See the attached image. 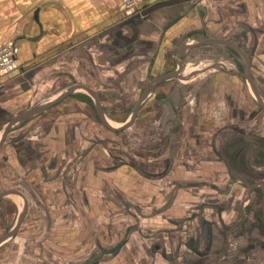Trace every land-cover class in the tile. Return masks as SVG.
<instances>
[{
    "label": "crops",
    "instance_id": "0c3cea01",
    "mask_svg": "<svg viewBox=\"0 0 264 264\" xmlns=\"http://www.w3.org/2000/svg\"><path fill=\"white\" fill-rule=\"evenodd\" d=\"M203 39L225 40L240 48L264 103L259 92L264 84V0H137L131 16H126L121 0H0V46L10 42L17 46V68L4 78L0 90V137L5 125L36 107L31 106L40 97L52 93L55 98L79 85L93 92L111 125L99 88L105 86L118 97L127 87L143 86L138 94L141 97L151 81L177 69V51L181 44L186 45L179 73L159 83L140 108H145L159 86L175 80V93L157 102L170 126L181 119L182 129L177 133L152 129L155 132L148 138L141 132L134 141L140 154L137 160L149 166V174L135 170L137 175L126 178L124 167L131 165L129 161L119 158L112 162L102 157L113 145L109 140L124 129H107L91 97L82 89L11 128L0 145V194L15 191L13 157L3 153L12 130L73 94L89 98L109 134L101 131L99 137L95 129L69 128L77 129L68 142L69 154L64 155L72 161L69 173L75 189L71 195L66 189H57L45 195L44 207H39L44 229L67 233L55 245L47 239L43 245L41 238L27 239L28 246L41 252L31 255L36 259L32 264L50 261L47 254L58 258L54 264H61L64 254L71 255V263L89 264L77 252L93 247L94 230L105 235L104 244L97 247L112 243L102 249L101 257L108 258L104 264H234L232 252L236 247L250 251V256L238 264L264 262V248L249 242L246 234L244 239L233 233L243 204L238 211L236 201L230 198L234 195L238 201L244 195L242 184L254 169V150L245 148L240 164L229 159L236 142L264 143V109L257 104L245 78L247 64L242 55L224 45L200 44ZM74 107L71 117L78 119V104ZM152 107L151 103V112ZM126 120L111 126L121 127ZM64 144L49 145L45 155H59V166ZM37 164L41 166V154ZM37 172L41 195V176L46 171ZM32 174L35 176V170ZM47 184L61 186L58 180ZM16 192L21 196L7 194L0 202L10 196L22 200V211L16 218L25 209L21 229L30 207L28 196ZM67 197L71 202L65 209ZM34 227L41 230V218ZM121 236L124 239L118 242ZM5 263L14 264L12 260Z\"/></svg>",
    "mask_w": 264,
    "mask_h": 264
},
{
    "label": "rangeland",
    "instance_id": "374dc122",
    "mask_svg": "<svg viewBox=\"0 0 264 264\" xmlns=\"http://www.w3.org/2000/svg\"><path fill=\"white\" fill-rule=\"evenodd\" d=\"M224 55L226 56L225 52ZM174 81L175 80L166 81L155 90L154 96H152L145 108H142V110H140L141 112H138L136 121L121 131L119 135L116 134L115 138L113 137L109 140V142L113 145L111 149H106V151H108V155L107 153H105V155L102 154V157H108L107 159L110 158L112 162L117 159L119 160V158H124L125 160L129 161L131 165L124 167L126 178L128 175H137L135 170H139L142 172V174H149V172H147L149 166L145 167L140 165L141 162H138L137 160L140 154L137 152V148L134 147V141L138 140L141 132L148 138L151 132H155V130L152 129H162L163 131L166 129V132L167 129H173L175 133L182 129L181 119L177 125L174 123V127L170 126L171 124H169L168 121L170 119H166L165 112H159V110L163 107H161V105L157 102H161L162 98L165 99V97H170L173 93H175L176 87ZM142 88L143 86L127 87L125 88V91H121V94L118 97L113 94V92H109L110 89L105 86L99 88L98 91L104 104L103 107L109 120L111 121V125L117 126L130 116L133 110L132 108H134L139 99L138 97H140L138 94ZM259 92L264 96V84L260 85ZM53 96L54 94L51 93L49 96L44 97L43 99L40 97L38 100H36V102L33 103L31 107L47 103L53 99ZM151 103L153 104L152 110H154L152 112L148 110ZM75 104H78L79 107L80 114L78 119H76L75 116L71 117V112L75 109ZM79 105L84 106V108H80ZM85 124L86 126L89 125L88 128L84 126ZM18 126L23 127H17L16 129L12 130L13 133H10L11 135L3 145V149L5 151L3 153L13 157L14 166H12V170L14 176L12 187L13 190L19 191L28 196L27 207L29 205L30 212L27 216L25 224H23L21 229L19 228L20 230H18L17 235L12 240H8L2 246H0V264H7L5 263L6 260H12L14 264H32L36 259L31 255L38 256L39 254L41 255V252L36 250L33 245L28 246L27 239L32 240L41 238V245H43V243H45V239H47V242L51 240V243L55 245L58 244L57 240L61 239V237H64L63 235L67 233L65 232L64 234L60 235L58 230V233L57 231H54L53 233V230L48 229L47 227L44 229V215L42 213L39 214V207L41 206V210L43 209L45 204V195L50 193L52 195L57 189H66L69 192V195H71V190L75 189L72 178L73 175L69 173V167L72 161H70L67 157H64V155L69 154L68 148L70 145L68 142L72 136H75L77 129L69 128L71 126H82L83 129H95L94 132L96 136L99 135L100 137L101 134H103L101 131H104V134L109 135L98 121L89 98L83 94H73L72 97L62 104L50 108L46 112L26 120ZM60 126L62 129H60ZM40 142L41 152L38 151V145ZM60 142L62 144H67L62 146L63 160L59 166V155L56 158H54V155H45L48 151L49 145L56 143L59 144ZM120 144H124V148H121ZM40 154L41 166L37 164V157ZM141 154L145 157L143 153ZM45 158L48 159L45 160ZM23 163L30 164V166H23ZM50 168H54V170ZM34 170L35 176L32 174V171ZM40 170L46 171V175L44 177L41 176V195L39 193L40 183L38 182L39 175L37 172ZM28 178L31 180L29 181ZM135 178H137V176H131V179ZM50 180H58L61 186L57 187L50 185L48 186V184L46 185L47 181ZM81 200L85 201V198ZM70 202L71 199L69 197L65 198V203L63 204L65 209L70 207ZM22 206V200L14 196H10V198H7L4 202H0V237L6 234L14 226L18 214L22 211ZM64 216H66V214H64ZM39 218H41V230L34 227L35 222ZM255 231L264 232L261 228H258ZM72 232L77 234V232L74 230H72ZM103 237H105L104 232L101 230H94V243H92L93 247H88L87 250L85 248L79 249L77 253L78 255L82 256L81 258L84 259L85 263L104 264L106 260H108L107 257H101L103 253L102 249L109 248L112 243L109 246L106 245L105 247H97V244H104ZM123 239V236H121L118 242L122 241ZM254 241L255 245H258L255 239ZM50 252L53 253V246H50ZM26 253H28V255ZM64 256L65 259H63L61 264H76L70 262V254H64ZM45 257L50 258V261H46L44 264H54V262L57 261L56 259H58L52 254H47ZM253 257L255 258V256ZM26 259L28 261H25ZM262 264H264V262H262Z\"/></svg>",
    "mask_w": 264,
    "mask_h": 264
},
{
    "label": "flooded vegetation",
    "instance_id": "af4514ba",
    "mask_svg": "<svg viewBox=\"0 0 264 264\" xmlns=\"http://www.w3.org/2000/svg\"><path fill=\"white\" fill-rule=\"evenodd\" d=\"M236 145L237 147L232 151V155L229 157V159L233 160L236 164H240L242 161H244L243 154L245 148H250L248 150H251L252 147L255 158L252 162L254 169L249 170L246 175L247 179L246 181H243L244 183L242 184L245 187L244 195L238 197V201L236 200L237 197L234 195L232 198H230L232 201H236V207L238 211L243 204V210L242 212L239 211L233 233L237 238L242 237L244 239L246 234L249 242H255V239L257 241L256 243L259 245V248H264V232L255 231L258 228H261L264 231V185L262 184L264 182V143L261 145L255 142L249 143L248 141L246 143L236 142ZM259 163H261V165H259ZM222 209H224V207H222ZM222 238H225L224 233ZM219 252H222V249ZM249 253L250 251L245 250V248L236 247L232 252L234 264H238V260L248 258L250 256Z\"/></svg>",
    "mask_w": 264,
    "mask_h": 264
},
{
    "label": "water",
    "instance_id": "95a60500",
    "mask_svg": "<svg viewBox=\"0 0 264 264\" xmlns=\"http://www.w3.org/2000/svg\"><path fill=\"white\" fill-rule=\"evenodd\" d=\"M200 44H214V45H224V46H227V47H230V48H233L234 50H236L238 53H240L242 55V57L244 58L246 64H247V67H246V74H245V78L247 80V82L250 84L251 86V91L253 93V97L254 99L256 100L257 104L260 105L261 108L264 109V103L263 101L261 100V98L259 97L257 91L255 90L254 86H253V81H252V78H251V75H250V68H249V62L247 61V58L246 56L244 55V53L240 50V48L238 46H236L234 43L232 42H229V41H225V40H220V39H203L201 41H199ZM185 48H186V45L184 44H181L179 46V49L177 51V55H178V59L176 60L177 62V69L173 72H170V73H166L164 75H161L157 78H155L153 81H151L149 83V85L145 88V90L143 91V93L141 94V97L139 99V101L136 103V105L134 106V108H132V112L130 114V116L127 118V120L125 121V123H123L121 125V127H112L104 113H103V110L101 105H100V102L99 100L97 99V97L93 94V92L91 90H89L88 88L84 87V86H74V87H70L69 89H67L66 91H64L63 93H61L60 95H58L57 97L53 98L51 101L47 102V103H44V104H41L40 106H36V107H33L23 113H21L20 115L14 117L13 119H11L4 127L3 131H2V134H1V137H0V145L2 144L3 141H5L4 139L6 138L7 134L9 133V131L11 130L12 127H14V125L19 122V121H22L32 115H35L39 112H42L46 109H48L49 107H52L54 105H56L57 103H59L60 101H62L67 95L69 94H72L73 91H75L76 89H82L84 90L92 99L94 105H95V108H96V112H97V115L100 119V121L102 122V124L109 130L111 131H120L122 129H125L127 128L133 121L134 119L136 118L140 108L142 107V105L145 103V101L147 100V98L149 97V95L152 93V90L159 84L161 83L162 81H165L166 79H169L173 76H175L177 73H179L180 71V66H181V63H180V58L184 57L185 55ZM264 185V182L262 183ZM7 194H16V195H19L21 196L20 193L16 192V191H8V192H5L3 194H0V199L3 197V196H6ZM24 216H25V209L23 210V212L21 213V215L19 216V218L17 219L14 227L9 230L6 234H4L3 236L0 237V245L4 242H6L7 240L13 238L16 236L22 222H23V219H24ZM121 247V245L111 249L108 253H113L114 251H116L117 249H119Z\"/></svg>",
    "mask_w": 264,
    "mask_h": 264
},
{
    "label": "built area",
    "instance_id": "2783aa9c",
    "mask_svg": "<svg viewBox=\"0 0 264 264\" xmlns=\"http://www.w3.org/2000/svg\"><path fill=\"white\" fill-rule=\"evenodd\" d=\"M126 16H131L137 8V0H121ZM17 68V46L10 42L0 46V90L4 78Z\"/></svg>",
    "mask_w": 264,
    "mask_h": 264
}]
</instances>
